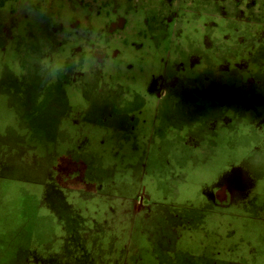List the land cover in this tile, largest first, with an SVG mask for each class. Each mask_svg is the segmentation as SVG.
Instances as JSON below:
<instances>
[{
  "label": "rangeland",
  "instance_id": "rangeland-1",
  "mask_svg": "<svg viewBox=\"0 0 264 264\" xmlns=\"http://www.w3.org/2000/svg\"><path fill=\"white\" fill-rule=\"evenodd\" d=\"M188 1L17 0L16 5L38 21L35 30L62 24L69 31L80 21L87 32L98 30V38L67 36L62 45L69 51L75 45H87L80 56L93 63L99 75L100 71L105 74L103 79L91 78L85 76L87 68L55 71L51 67L52 78L43 86L30 81L31 74L21 76L19 83L0 81V264H126L123 259L136 239L152 243L166 231L168 219L162 210L175 209L173 221L177 222L184 215L181 207L197 208L203 205L202 198L210 203L207 194L200 196L199 191L203 186L202 190L212 189L216 177L230 172L248 173L244 216L256 211L251 205L256 198L264 213V132L253 139L255 144L245 140L246 146L237 148L233 140L226 144L222 134L210 144L213 138L205 129L210 128L208 119L220 121L228 113L225 121L230 133L231 114L246 110L247 116L253 111L254 103L244 101L249 95V99L260 97L264 105V72L251 69L247 78L253 81H246L250 87L240 81L225 84L226 78L244 79L246 72L229 68L233 60L223 59L229 55L213 53L217 46L264 47L260 31L264 0H244L243 17L233 0V9L227 11L232 19L227 42L208 23L219 22L220 13L193 8V0ZM47 8L61 18L56 21ZM0 13L6 20L7 15ZM14 18L21 27L24 20L18 14ZM234 35L238 37L230 43ZM197 40L203 46L195 52ZM11 41L0 37V46L19 48L18 37ZM24 52L13 54L12 61L16 56L28 57ZM214 55L222 57L217 64ZM192 59L197 63L190 69ZM261 60L264 54L257 61ZM122 66L125 71L117 74L116 84L120 92L129 89L123 94L116 90L113 75L115 67ZM80 81L97 83V90L82 89ZM32 90L38 96L44 90L40 99L52 92L45 107L48 113L41 114L39 122L24 115L23 105L11 112L15 109L11 97ZM162 93L169 97L157 100L155 94ZM19 100L15 98V104ZM113 100L120 107L115 109ZM263 105H257L262 112ZM219 106L224 107L218 110ZM102 116L107 127L88 123H97ZM252 124L248 121L247 128ZM237 130L234 125L232 131ZM54 133L56 144L50 138ZM8 157L32 163L7 167L13 162ZM167 173L175 174V181ZM253 173L262 174L261 179H254ZM212 212L221 215L219 210Z\"/></svg>",
  "mask_w": 264,
  "mask_h": 264
},
{
  "label": "flooded vegetation",
  "instance_id": "flooded-vegetation-1",
  "mask_svg": "<svg viewBox=\"0 0 264 264\" xmlns=\"http://www.w3.org/2000/svg\"><path fill=\"white\" fill-rule=\"evenodd\" d=\"M192 0H189L188 2H190ZM237 8L241 13V17L244 16V0H237ZM17 4V0H0V11L4 12L7 17L6 20H3L2 18V13H0V37L3 38H8V40L12 43L11 39H13L14 37H18L19 38V48L22 51H25V49H28L30 47H32L34 44L36 43H40L42 45H45L48 40H52V47L54 49V52H57V50H61V49H65V51L69 52L70 55L75 54V55H79L81 52H84V50H86L87 45L83 44V45H75L73 47H71L70 51L68 49L67 46H63L62 45V41L67 37V36H71L74 38H83V39H88L91 40L89 38H98L100 37V35H97V31L94 32L93 34L90 33V31L87 32V28L86 26L80 24L82 21L80 22H75L74 24H72L69 27V31L67 29H65V26H62V24H60L59 26H52L51 29H44V28H39L37 29V25H38V21L37 20H32L30 17H28V13L26 10H24V8L22 6H18ZM179 4H183V0H180ZM178 4V5H179ZM235 5L233 0H193V8H200L203 7L204 9L208 10L209 12H219L220 16H219V22H214L213 20L208 21V23L213 24L212 27L215 30L216 33H219L220 35L224 34L222 41L223 42H227L228 41V37L226 35V30L227 28L231 25L232 23V19L230 16L227 15V11L229 8L233 9V6ZM17 6V7H16ZM16 7V8H15ZM15 9L20 10L18 12H15ZM47 13L50 14L56 21L57 18L60 17L61 15L57 14V12L51 10V8H47ZM195 12V11H194ZM19 15L23 20L24 23H22L21 27H18L17 25V19L14 18L15 15ZM37 17V15H34V19ZM10 21H9V19ZM261 20L263 21V24L260 28L261 31V35H262V44H264V10L261 13ZM14 20L16 21V23H14ZM193 22H195V19H192ZM34 24L35 29H33ZM14 26H16V28H14ZM3 27V28H2ZM66 31L68 32V34L64 35V33H66ZM236 32H239V29H235ZM87 36V37H86ZM211 44V43H209ZM202 42L200 40L196 41V44L194 45V51L196 52L198 49L202 48ZM8 46H3L1 48V51L3 50L5 52V50H7ZM93 52V51H91ZM238 52V53H237ZM214 54H224L226 55L227 53L229 55H231V59L234 62H231V64L229 65V68L233 69L234 67L238 68V69H243L246 74L244 76V79L241 77H232V78H226L224 79V82L226 84V82H230L233 83L232 85H234L235 82H244L245 86H252L246 83V81H253L248 77V74L251 73V69H255L256 67H258L257 72L261 73L262 71L264 72V60H261L260 62H258L257 60L260 59L263 54H264V47H261L260 45L254 46V47H247L244 45H228L225 48L216 47V50H214L213 52ZM244 54L245 58H247V62H244V58L242 57V55ZM114 57V56H113ZM204 55H202L200 58L204 59ZM226 57V56H225ZM214 62L215 64L218 63L219 60H222V57L218 56V55H214ZM225 59V58H223ZM49 60L51 62L52 58L49 57ZM184 61L187 60L183 59ZM189 60V59H188ZM197 63V60L192 59L191 61H188V65L190 69H193L195 67ZM180 66H182V68L184 69V62L180 63ZM125 71V67L122 66L121 68H117L115 67V71L113 73L114 75V81L115 84L117 82V74H120L122 72ZM136 72V71H135ZM134 72V74H135ZM78 74H81V72L77 71ZM100 73L102 74V72L100 71ZM131 75V77L133 78H137L139 77V75ZM260 77V76H258ZM254 79L256 77H253ZM261 78L264 80V77L261 76ZM259 79V78H257ZM111 84V83H110ZM208 85V84H207ZM79 86L82 88L81 84H79ZM84 89V88H82ZM35 90V89H34ZM34 90H32L31 92H28V94L34 95ZM84 90H88V89H84ZM116 90L118 92H120L119 90V84H116ZM88 91H92V90H88ZM129 89H125L124 92H120L121 94L128 92ZM95 92V91H92ZM154 94V93H151ZM260 95V94H259ZM155 97L158 99L161 98H166L169 97L168 95H166L165 93L162 94H155ZM250 95L248 96V99L246 98L244 101L245 102H253L254 103V109L253 111H249L247 112V116H245L244 112L246 113V110H238L237 112L231 114V121L232 123L230 124V133L228 132V122L225 121V118L227 117L228 113H226L227 115H224L223 118L220 119V121H217L215 118H210L209 120V124H210V128H205L208 132L209 135L211 136L213 139L211 141H209L210 144H213L217 138H219V135L222 134V140L228 144L229 141L233 140L238 147L237 148H244L247 144V142L249 143L250 139L251 142H253L254 144L256 143L253 139L254 138H258V135H260L261 133L264 132V112H262V109L260 110V106H257L259 104L263 105V100L254 95L251 99ZM68 99V98H67ZM166 100V99H164ZM11 101L13 106L18 105L15 104V98L13 100V98L11 97ZM115 101L114 108H118L120 107V102ZM178 101V99L176 100ZM220 101H229L227 99H222ZM224 106H219V109H222ZM260 107V108H259ZM264 107V105H263ZM246 109L249 110L248 106H246ZM226 110V109H224ZM217 111V110H216ZM120 112V111H119ZM215 112V111H214ZM213 112V114H214ZM47 111H45L44 113H42L43 115H47ZM213 114H210L211 116H213ZM28 116H30V114H27ZM42 116V115H41ZM106 116H102L97 123L94 122H88L89 124H93V125H98L99 123L101 124L99 127L101 128H105L108 125L105 123L104 118ZM207 118V115L206 117ZM263 118V119H262ZM167 120V117H166ZM134 123V120H132ZM248 121H250L251 123H254L251 125V127L248 129L247 128V123ZM118 127L121 125V117H119L118 119ZM168 127V123L166 124ZM236 125L238 130L237 131H232V127ZM136 129V128H135ZM245 140L247 142H245ZM262 144L264 145V138L261 139ZM227 146V145H226ZM215 147V146H214ZM199 157V155H198ZM257 163L261 166H263L262 161H257ZM260 171V170H259ZM247 172V171H246ZM258 172V171H256ZM234 172H230L228 174H224L222 176L216 177L212 182H214V184L212 185V189L210 190L209 193V198L212 204V210H219V212H222L224 210H227L232 199L233 202H239V203H244L245 202V196L249 193L250 190V184L248 181V173H244V175L242 174H233ZM233 174V175H232ZM253 177H257L254 178L256 180H260L262 174L257 175L255 173H253ZM232 175V176H231ZM176 176H180V175H176ZM166 177L169 178L172 181H175V174H166ZM264 178V177H262ZM222 183H227V184H222ZM204 187V186H203ZM202 187V188H203ZM234 187V188H233ZM234 196V197H233ZM218 212V213H219Z\"/></svg>",
  "mask_w": 264,
  "mask_h": 264
},
{
  "label": "crops",
  "instance_id": "crops-1",
  "mask_svg": "<svg viewBox=\"0 0 264 264\" xmlns=\"http://www.w3.org/2000/svg\"><path fill=\"white\" fill-rule=\"evenodd\" d=\"M240 31L243 36L244 30L241 28ZM237 37L238 35H234L230 43ZM230 56H226L225 59L232 60ZM43 93L44 90L40 96L34 94L32 98L27 97L28 93H24L22 97L12 98L20 99L18 105L26 107L24 115L28 119H36L39 122L45 107L50 104L49 96L52 92L49 91L46 98L40 99ZM13 107L15 109L12 108L11 112L17 109L16 106ZM17 114L24 117L19 110ZM96 118L93 115V119ZM50 138L51 142L56 144L55 133L51 134ZM7 160L13 161L6 164L2 161L7 167L32 163L31 160L21 157H8ZM210 190L201 188L199 194L200 196L207 194L209 197ZM246 196L245 201L249 198V193ZM202 199L203 205L197 208L181 207L184 215L177 217V222L173 221L176 216L175 209L162 210L168 219L166 231L157 234L152 243L145 238L136 239L123 261H126V264H264V218H260L264 213L260 210L261 204L257 198L251 204L256 211L247 212L246 216L244 203L238 204L232 199L228 209L217 215L212 212L210 198V203L205 198Z\"/></svg>",
  "mask_w": 264,
  "mask_h": 264
},
{
  "label": "trees",
  "instance_id": "trees-1",
  "mask_svg": "<svg viewBox=\"0 0 264 264\" xmlns=\"http://www.w3.org/2000/svg\"><path fill=\"white\" fill-rule=\"evenodd\" d=\"M3 44L4 43L1 44L0 50L3 47ZM51 44H52V40H48V42L45 45L36 43L32 47L25 49L27 50L26 52L23 51L26 55H28V57L23 58L21 56H16L13 61L11 58L13 54L15 53L23 54V52L20 48L14 47L13 44L10 45V47H7L5 53L3 54L0 53V81H5L7 79V80H11L9 81V83L11 82L19 83L21 82V76H25L26 74H31L34 78H31L32 80L30 81L35 82V84L38 86H43L47 84L48 81L52 78V77L49 78L52 73L51 67L55 71L57 69L87 68L89 71L87 72V74H86L87 70L85 71V76L89 75L91 78H94V76L97 78L99 77L102 78V75L105 74V72H103L102 74L99 75L97 67L93 63L89 62V60L87 63V61L84 59V56H80L83 52L79 54L78 57L71 59L69 57L70 56L69 52L65 51L64 48L61 50H57V52H54V49ZM47 53L48 55H45ZM38 56H41L40 62L37 61ZM49 57L52 58L51 62L49 60ZM43 60L48 65L41 63L43 62ZM91 64H93L95 68ZM11 65H14V69ZM48 67L50 69V74ZM90 70L93 72V74ZM106 82L110 85V82L108 80ZM80 84L84 89H88L92 91L97 90L96 88L97 83L95 82H90L86 84L80 81Z\"/></svg>",
  "mask_w": 264,
  "mask_h": 264
}]
</instances>
